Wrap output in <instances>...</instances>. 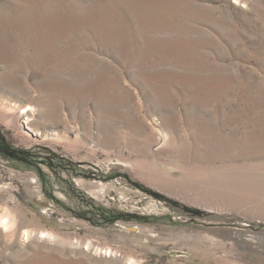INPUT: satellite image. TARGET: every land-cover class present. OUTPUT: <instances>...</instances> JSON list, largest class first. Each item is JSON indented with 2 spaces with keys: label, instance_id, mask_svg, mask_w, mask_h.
I'll list each match as a JSON object with an SVG mask.
<instances>
[{
  "label": "rangeland",
  "instance_id": "374dc122",
  "mask_svg": "<svg viewBox=\"0 0 264 264\" xmlns=\"http://www.w3.org/2000/svg\"><path fill=\"white\" fill-rule=\"evenodd\" d=\"M0 218V264H264V0H0Z\"/></svg>",
  "mask_w": 264,
  "mask_h": 264
},
{
  "label": "bare ground",
  "instance_id": "6f19581e",
  "mask_svg": "<svg viewBox=\"0 0 264 264\" xmlns=\"http://www.w3.org/2000/svg\"><path fill=\"white\" fill-rule=\"evenodd\" d=\"M26 110H28V109H25V108H23V112L22 113H24ZM30 110V109H29ZM27 120V119H26ZM0 225L1 226H3V227H8L7 226V219L6 218H0ZM43 237V236H42Z\"/></svg>",
  "mask_w": 264,
  "mask_h": 264
}]
</instances>
